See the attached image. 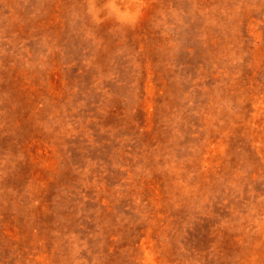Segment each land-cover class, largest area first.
I'll list each match as a JSON object with an SVG mask.
<instances>
[{"label":"rangeland","instance_id":"rangeland-1","mask_svg":"<svg viewBox=\"0 0 264 264\" xmlns=\"http://www.w3.org/2000/svg\"><path fill=\"white\" fill-rule=\"evenodd\" d=\"M0 264H264V0H0Z\"/></svg>","mask_w":264,"mask_h":264}]
</instances>
